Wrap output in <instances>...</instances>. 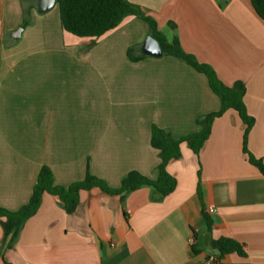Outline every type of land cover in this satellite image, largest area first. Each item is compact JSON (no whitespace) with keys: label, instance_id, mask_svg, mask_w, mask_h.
I'll list each match as a JSON object with an SVG mask.
<instances>
[{"label":"crops","instance_id":"crops-1","mask_svg":"<svg viewBox=\"0 0 264 264\" xmlns=\"http://www.w3.org/2000/svg\"><path fill=\"white\" fill-rule=\"evenodd\" d=\"M41 1L0 0V207L9 211L29 202L43 167L66 188L87 171L112 189L133 171L155 179L152 126L180 139L221 108L207 77L186 63L128 58L149 36L141 19L81 39L63 30L56 0L40 12ZM127 1L225 86L245 85L255 120L247 149L264 164V20L251 0ZM244 134L230 109L214 120L199 156L182 143L167 166L177 186L165 198L149 187L124 199L93 188L69 215L44 194L11 249L1 247L0 225V264H219L211 241L222 237L246 253L227 255L225 264H264V175L243 152Z\"/></svg>","mask_w":264,"mask_h":264},{"label":"trees","instance_id":"trees-1","mask_svg":"<svg viewBox=\"0 0 264 264\" xmlns=\"http://www.w3.org/2000/svg\"><path fill=\"white\" fill-rule=\"evenodd\" d=\"M56 2L63 30L81 39L101 38L118 28L128 17L141 19L148 27V35L159 43L163 56L174 57L207 77L211 90L220 99L221 108L217 112L200 116L197 119L200 131L180 139L174 138L168 130L156 125L152 126L151 146L158 151L159 156L155 179L133 171L123 179L120 188L112 189L106 182L87 171L84 180L73 183L66 188L55 185L52 171L48 167H43L33 188L32 196L26 205L17 211H9L0 207V225L3 229L1 247L11 249L15 245L26 222L38 212L42 197L46 193L57 197L69 215L76 211L81 192L93 188H99L110 195H119L122 199L130 192L142 187L152 188L159 198L169 196L175 191L177 182L168 172L167 166L172 160L181 157V144L186 143L193 153L199 156L201 149L209 140L214 120L230 109L238 113L245 125L244 154L247 155L249 162L264 175L263 162L255 158L247 149L248 135L255 120L248 114L244 103L246 89L243 83L237 82L233 87L225 86L210 66L200 63L195 56L187 54L177 38L169 41L165 34L159 30L154 18L146 15L140 8L127 0H56ZM251 3L257 15L264 20V0H251ZM127 55L132 62H140L147 57L142 53L135 55L134 47L128 49ZM198 174L200 177V170ZM198 194L201 195L200 183L198 184ZM204 218L207 230L210 232L211 221L205 212ZM211 246L220 253L219 264H225L223 260L229 254L235 253L240 257L246 256L242 246L230 238L222 237L212 240Z\"/></svg>","mask_w":264,"mask_h":264},{"label":"water","instance_id":"water-1","mask_svg":"<svg viewBox=\"0 0 264 264\" xmlns=\"http://www.w3.org/2000/svg\"><path fill=\"white\" fill-rule=\"evenodd\" d=\"M55 3V0H42L41 1V6H40V12L42 11H46L48 9V7H50L52 4ZM23 29L19 28L15 34L13 35V37L15 39L19 38L20 33ZM142 54L145 56H149V57H162L163 53L161 50V47L159 45V43L151 36H147L143 46H142Z\"/></svg>","mask_w":264,"mask_h":264},{"label":"built area","instance_id":"built-area-1","mask_svg":"<svg viewBox=\"0 0 264 264\" xmlns=\"http://www.w3.org/2000/svg\"><path fill=\"white\" fill-rule=\"evenodd\" d=\"M222 1H224V2H228V1H230V0H222ZM216 211H217V210H216V208H215L214 206H209L208 209H207V212H208L209 214H215ZM208 262H209V264L214 263V262H215V258H214V257H210L209 260H208Z\"/></svg>","mask_w":264,"mask_h":264},{"label":"rangeland","instance_id":"rangeland-1","mask_svg":"<svg viewBox=\"0 0 264 264\" xmlns=\"http://www.w3.org/2000/svg\"><path fill=\"white\" fill-rule=\"evenodd\" d=\"M56 10H58V5L56 6Z\"/></svg>","mask_w":264,"mask_h":264}]
</instances>
